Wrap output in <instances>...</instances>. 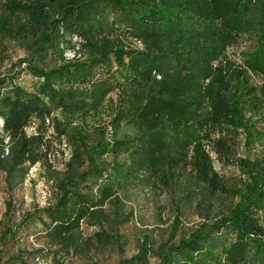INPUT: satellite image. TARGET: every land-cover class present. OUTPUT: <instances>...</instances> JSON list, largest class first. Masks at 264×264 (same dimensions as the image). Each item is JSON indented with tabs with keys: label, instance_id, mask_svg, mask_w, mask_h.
Wrapping results in <instances>:
<instances>
[{
	"label": "trees",
	"instance_id": "trees-1",
	"mask_svg": "<svg viewBox=\"0 0 264 264\" xmlns=\"http://www.w3.org/2000/svg\"><path fill=\"white\" fill-rule=\"evenodd\" d=\"M243 33L254 35L255 46L234 66L223 49ZM73 36L86 62L64 59L66 48L75 51L69 46ZM0 39L16 42L36 62L60 61L46 69L27 64L38 79L33 91L0 76L6 192L30 166L46 162L49 128L57 138L68 134L71 144L52 201L0 232L3 244L17 242L22 225L37 222L46 248H17L0 264H30L28 259L45 254L58 263L106 247V227H113L105 210L119 203L118 191L169 187L180 172L185 197L204 198L201 220L176 243L154 246L143 236L135 252L115 264H264V150L249 159L237 156L240 133L248 147L261 141L252 118L264 121V80L252 84L247 71L264 77V0H1ZM133 39L140 49L128 45ZM111 58L119 76L105 70L91 79L92 66ZM247 105L259 113L245 116ZM103 111L109 140L92 143L72 126L99 120ZM92 129L95 136L104 133L102 125ZM209 153L240 167L248 182L241 188L224 183ZM218 195L229 200L212 216ZM9 206L6 201L5 211ZM82 223L95 228L83 235Z\"/></svg>",
	"mask_w": 264,
	"mask_h": 264
},
{
	"label": "rangeland",
	"instance_id": "rangeland-1",
	"mask_svg": "<svg viewBox=\"0 0 264 264\" xmlns=\"http://www.w3.org/2000/svg\"><path fill=\"white\" fill-rule=\"evenodd\" d=\"M109 19L110 15L107 16L108 21ZM78 42L77 37L70 38L69 46H73L75 51L66 48L63 52L64 59L86 62V54L79 49ZM128 42H130L128 45L131 44L136 49L142 47L138 40L133 39ZM254 46V35L243 33L234 42L224 47L223 56L232 62L234 66H239L243 56L250 52ZM36 61L37 59H33L30 52L20 47L16 42L0 39V76L6 78L8 85L15 83L26 91H33L38 79L30 73L27 64L46 69L58 65L60 62L48 57L43 60V63ZM214 63L215 61H213V65ZM105 70L113 71L116 76L120 74V71L115 69L111 58L110 63L92 66L91 79L101 76ZM247 74L250 82L254 85H258L264 80L263 76H254L248 71ZM110 96L114 97V94L112 93ZM252 111H254V114L259 113L258 110H253L252 107L247 105L245 116H250ZM102 113L103 115L99 120L88 119L85 123L72 126L81 127L84 134L86 133L88 141L92 143L100 139L109 140L111 130L106 124L107 113L106 111ZM252 120L254 121L253 131L261 136V141L248 147L243 145L244 134L240 133L238 135L237 156L248 159L264 150V121L259 116L253 117ZM94 124L104 126L102 136L98 134L95 136L94 129H92ZM32 131V127L26 128V132ZM68 131L71 132V129ZM51 135L52 129L49 128L47 137L51 138V141L46 162L30 166L21 182L10 193L5 190L4 173L0 170V232L6 226L10 228L17 225L24 218V214L32 212L34 208L44 206L52 201L53 182L64 169V163L70 156L71 144L68 134L59 138ZM209 156L213 169L221 176L224 183L230 187L241 188L244 183L248 182L246 174L242 172L240 167L232 163L221 164L212 153H209ZM182 175V172L176 174L169 187L155 183L154 185H140L119 190V203L116 206L110 204L105 210L107 218L112 220L107 225L113 227V232L106 227V231L110 232L111 240V244L106 247L91 249L80 255L68 256L60 259L58 263L53 262L48 254H45L44 258L28 259L27 262L30 264H115L120 257H129L133 254L138 241L143 236H146L150 244L154 246L162 241L176 243L179 238L185 236L189 228L201 220L199 211L203 210L204 207V203L202 204L204 201H201L204 198L200 194L193 201H189L185 197V192H182L184 184ZM195 187L196 190L200 189L198 185H195ZM192 194L191 192L190 198H192ZM198 199L199 201H196ZM228 200V198L219 195L213 197L210 210L212 216L216 214L215 211L222 203H228ZM235 200L236 198L233 199V202ZM6 201L9 202L10 206L5 211ZM102 225L105 224L102 223ZM38 226L37 222L26 221L18 233L17 242L12 240L3 244L0 240V263L9 254H14L17 248L28 251L46 248L44 239L37 232ZM173 227H175L174 231H172ZM94 228V225H85L84 223L81 225L83 235L90 233ZM3 240L8 239L5 236Z\"/></svg>",
	"mask_w": 264,
	"mask_h": 264
},
{
	"label": "built area",
	"instance_id": "built-area-1",
	"mask_svg": "<svg viewBox=\"0 0 264 264\" xmlns=\"http://www.w3.org/2000/svg\"><path fill=\"white\" fill-rule=\"evenodd\" d=\"M45 123L48 124V120H45ZM262 240L264 241V236L262 237Z\"/></svg>",
	"mask_w": 264,
	"mask_h": 264
}]
</instances>
